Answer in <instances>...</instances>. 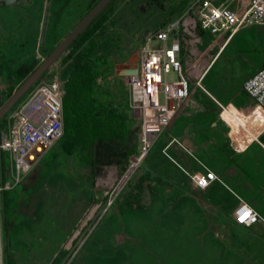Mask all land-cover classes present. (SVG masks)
Listing matches in <instances>:
<instances>
[{
    "label": "rangeland",
    "instance_id": "1",
    "mask_svg": "<svg viewBox=\"0 0 264 264\" xmlns=\"http://www.w3.org/2000/svg\"><path fill=\"white\" fill-rule=\"evenodd\" d=\"M96 1L69 0L63 19L56 26L58 35L72 28ZM20 13L16 7L0 8L3 92L14 80L6 71L33 66L43 55L36 47L38 23L33 27L26 25ZM155 20L138 18L139 29L129 35L133 51L128 61L114 62L108 73L99 77L100 91L117 108H127V89L123 81L117 80V75L123 74L127 64L135 63L138 37L144 30L156 27ZM46 23L47 20L42 46H50L53 40ZM212 37L214 41L210 45L201 47L205 52L196 59L197 65L205 64L211 56L205 55L206 51L219 46L223 39L220 33ZM199 42L197 39L192 44ZM223 47L208 65L202 81L207 87L217 86L219 93L228 91L234 81L239 83L264 61V26L241 28L224 50ZM110 50L109 45L100 43L95 52L109 54ZM63 57L70 62L66 50ZM218 97L228 101L225 108L242 120L243 113L236 107L241 102L244 104L247 98L244 94L232 90ZM2 98L0 91V104ZM221 115L231 131L233 120L224 111ZM234 130L241 132V128ZM256 145L243 158L249 170L261 180L260 197L264 199V151ZM52 150L58 151L59 143ZM81 157L80 152L70 156L65 167L68 175L63 170L49 172L45 164L38 169L37 178L29 180L27 189L23 183L8 188L10 199L5 218L0 207V264H264V232L258 235L234 222L227 213L211 217L199 212L196 194L188 192L190 197L184 201L181 185H166L154 176H146L142 164L146 156L124 180L132 156L125 160L116 144H96L88 164L82 165L78 161ZM5 161L7 166L6 158ZM3 224L7 232L5 241Z\"/></svg>",
    "mask_w": 264,
    "mask_h": 264
},
{
    "label": "built area",
    "instance_id": "2",
    "mask_svg": "<svg viewBox=\"0 0 264 264\" xmlns=\"http://www.w3.org/2000/svg\"><path fill=\"white\" fill-rule=\"evenodd\" d=\"M233 1L239 2L235 9L227 4L212 5L209 0H192L186 5V10L177 17L146 29L139 35L135 48L136 61L132 65L126 63V68H135L136 72L120 75L128 88L129 111L138 121V147L131 155L127 169L134 168L147 155L155 136L188 98V80L182 71L179 58V29L183 16L194 10L200 29L212 33L226 31L228 37L241 28L264 25V0H229ZM42 59L39 57L37 64ZM62 69L63 66L56 65L55 61L51 63L24 96L2 116L0 151L6 156L7 166L6 178L0 184V191L19 183L41 155L62 135L61 99L69 65L65 75H62ZM169 74L171 77H168ZM96 81H99V77ZM195 85L205 92L220 110L224 109V106L200 85L198 79L195 80ZM241 90L253 104L259 105L264 111V61L242 79ZM172 143L184 147L180 140L170 137L162 146L161 152L174 162L166 151ZM258 143L264 150V145ZM184 172L196 189L204 190L213 181H218L229 189L219 175L206 167H203L201 172ZM201 180L205 183L201 184ZM234 195L237 199L231 214L234 222L245 227L256 222L264 224V219L249 203ZM245 211H250L252 215L241 222L240 217Z\"/></svg>",
    "mask_w": 264,
    "mask_h": 264
},
{
    "label": "crops",
    "instance_id": "3",
    "mask_svg": "<svg viewBox=\"0 0 264 264\" xmlns=\"http://www.w3.org/2000/svg\"><path fill=\"white\" fill-rule=\"evenodd\" d=\"M190 1L192 0H189L184 5L185 8L182 10V12L186 10V5ZM209 1L212 5L227 4L230 8L233 9H235L239 5V2L237 1ZM30 3L32 4L31 6H34L35 4L34 0L30 1ZM18 4L19 3L13 5L10 8H18V11L21 12L20 15L22 16L25 11L28 10L29 5ZM37 4L39 5L40 3L38 2ZM252 26L259 27L264 25ZM239 30L235 31L229 37L227 36L226 31H218L217 33L222 34L223 37L219 46H213V54L211 53L212 49L206 51L205 55L211 56H209L205 64L201 61L202 63L197 65L196 59H198L201 53L205 52L202 51L203 49L201 50V47L210 45V43L214 41V37H212V35L216 33L200 29L194 10L189 11L183 16L182 25L179 29V58L182 66V71L188 80V98L186 100V103L178 107L174 116L163 127L161 132L155 136L152 141L153 144L149 148L145 159L142 161V164L145 170L144 173L147 177L148 175L154 176L156 180H160L166 185H181L184 201H187V197H190V195H188V192H190L191 195L196 194L199 199V212L206 213L211 217H217L219 215L227 213L232 218V209L237 202V199L234 195L236 194L247 203H249L263 218L264 199L260 197V192H263V185L259 182L261 180L257 179L254 175V171L252 169V172L251 170H249V168L247 167L248 164L245 163L243 156L252 145H256V143L259 145L258 142L264 145V115L248 98H245L244 104L241 102L240 104H238V108L235 106L237 111L243 113V118L242 120H240L236 115L232 114L225 108L228 107V101L223 102L218 97V95L220 94L222 97H224L232 90L239 91L244 94L241 90V81L244 77L252 73L258 66L253 68L252 71L248 72V74H246L239 83L238 80L234 81V84L230 86V89L228 91L224 90L219 93L217 86L215 87L213 85H209L207 87L202 84V81L206 75L203 74L208 65L213 61L218 51L223 47L225 43L226 44L224 45L223 50L228 46V44L239 32ZM197 39H200V42L198 44H192V42ZM63 54L64 52L60 54V56L55 60V64L58 66H63L61 72L62 75H65L67 73V68L70 62L68 58H66L65 60L61 59L63 57ZM128 57L125 60L121 61V63L128 61ZM33 68L34 65L29 67H12L10 68L11 71H6L7 74L12 75L14 80L13 83L8 86L6 92H3L2 90L4 89L0 87V91L3 95L2 101H4L10 95L9 93H11L18 86V84ZM124 69H126V67H124ZM2 70L3 68L0 69V72ZM16 70L27 72V74L23 78H19L18 74H15L13 72ZM197 79L199 80L200 85L224 106L223 110H220L217 104L205 92H203L195 85V80ZM117 80L119 82H122L120 75H117ZM126 89L127 108L125 109L117 108V106L114 105L112 101L105 99V96L103 92L100 91L99 87L97 90L99 92H96L95 95L98 102L106 105L109 109H113L115 114L118 111L119 113H122L126 119H132L133 117L128 108V88L126 87ZM222 111L227 113L233 120L234 126L231 131L229 130L230 127L228 123L221 115ZM236 121L239 123L243 122V126L240 127L236 125ZM236 127L239 128V130L241 128V132L235 131L234 129ZM136 132H138V126ZM236 133L237 136H235ZM170 137L177 138L183 143L184 146L180 147L175 143H172L167 147L166 151L174 160V162L168 159L161 152L162 146ZM247 140H249L250 142L246 144ZM57 143H59V150H52V148ZM236 143H239V148H237L238 146H236ZM93 147L89 151L81 150L78 147H75L71 153H65L62 146L61 135L55 141V143L41 155L34 166L16 185L23 183L27 189L30 185L29 180H33L35 176L37 178V175L39 173L38 169L45 164V170L49 172L63 170L64 173L68 175L65 167H67V164L70 162V156L72 154L75 155L76 153L78 154L80 152L82 154L81 158L83 161L81 159H79L78 161L82 163V165L86 163L88 164L91 160ZM259 147L262 149L260 145ZM85 155L87 156L86 159L84 158ZM203 167H206L219 175V177L230 190L224 187L218 181H213L204 190L196 189L192 185L191 181L184 171H186L187 173L201 172L203 170ZM179 175L182 177L179 178ZM9 192L10 191L6 189L2 194V196H4V198H6L8 201L10 199ZM207 206H209L208 209H206ZM3 218H5V212H3ZM245 228L253 230L258 235H261L264 232V224L261 222H256Z\"/></svg>",
    "mask_w": 264,
    "mask_h": 264
},
{
    "label": "trees",
    "instance_id": "4",
    "mask_svg": "<svg viewBox=\"0 0 264 264\" xmlns=\"http://www.w3.org/2000/svg\"><path fill=\"white\" fill-rule=\"evenodd\" d=\"M188 1L110 0L80 36L72 41L68 46L71 60L61 99L62 146L65 153H71L75 147L89 151L97 143L116 144L125 160L136 152L137 120L126 119L118 111L115 114L113 109L97 101L95 94L99 91L96 78L106 75L114 62L123 61L131 54L133 46L129 35L139 29L136 25L138 18L156 19L157 26L162 25ZM100 43L110 46L109 54L95 52ZM3 63L0 60V69L4 67ZM13 72L19 78L27 74L19 70ZM5 158L0 151V184L5 180ZM5 190L0 191L2 214L6 213L8 206V200L2 196ZM2 232L5 241L4 224Z\"/></svg>",
    "mask_w": 264,
    "mask_h": 264
},
{
    "label": "flooded vegetation",
    "instance_id": "5",
    "mask_svg": "<svg viewBox=\"0 0 264 264\" xmlns=\"http://www.w3.org/2000/svg\"><path fill=\"white\" fill-rule=\"evenodd\" d=\"M30 1H32V0H15L14 2H12L10 4H6L2 0H0V8L12 7L13 5H15L17 3H19L18 5H29L28 10L25 11V13L22 15V17H24L23 23L25 22L26 25H29L31 27H33L34 25H36V23H38V33L39 34L37 33V35H39V36H40V31H41V25L43 24V26H44L45 20H47L46 25L49 26V28L47 27V29L49 30L48 35L53 39L50 46H48V45L42 46L41 38L38 42L36 40V47H37V49L39 48L41 50V52L43 54L42 58H44L68 34V32L79 22V20L89 11V9L98 0L74 24V26L72 28H70L62 36L58 35V31H57L56 26L61 23V21L63 19V15L65 13V6L69 3V0H34V3H35L34 6H31L32 4L30 3ZM38 2L40 3L39 5L37 4ZM98 13L93 17V19L98 15ZM43 18H44V20H43ZM93 19L91 21H93ZM90 22L73 38V40L80 36V33H82L87 28V26L90 24ZM42 33H43V28H42ZM41 36H42V34H41ZM72 41L68 44V46L72 43ZM68 46L65 48V50H67ZM36 65H37V62L34 64V66H36Z\"/></svg>",
    "mask_w": 264,
    "mask_h": 264
},
{
    "label": "water",
    "instance_id": "6",
    "mask_svg": "<svg viewBox=\"0 0 264 264\" xmlns=\"http://www.w3.org/2000/svg\"><path fill=\"white\" fill-rule=\"evenodd\" d=\"M6 4H10L15 0H2ZM110 0H98L89 11L79 20V22L68 32V34L52 49V51L44 57L34 68L26 75V77L18 84V86L10 93V95L0 104V118L9 110V108L32 86V84L43 74V72L54 62V60L65 50L73 38L93 19V17L109 2ZM44 20V18H43ZM43 24L39 40L42 34ZM135 68H126L123 74H134Z\"/></svg>",
    "mask_w": 264,
    "mask_h": 264
},
{
    "label": "snow or ice",
    "instance_id": "7",
    "mask_svg": "<svg viewBox=\"0 0 264 264\" xmlns=\"http://www.w3.org/2000/svg\"><path fill=\"white\" fill-rule=\"evenodd\" d=\"M200 182H201V184L205 183L203 180H201ZM251 215L252 214L250 213V211H245L240 217L241 222H244L245 220H247Z\"/></svg>",
    "mask_w": 264,
    "mask_h": 264
},
{
    "label": "bare ground",
    "instance_id": "8",
    "mask_svg": "<svg viewBox=\"0 0 264 264\" xmlns=\"http://www.w3.org/2000/svg\"><path fill=\"white\" fill-rule=\"evenodd\" d=\"M254 105H255V106L259 109V111L264 115V111L262 110V108H261L259 105H257V104H254ZM236 123H237L238 126L242 127V126L240 125L239 122L236 121ZM130 171H131V168H129V169L127 170V172H126V174H125V176L123 177L122 180H124V179L126 178V176L129 174ZM132 171H133V170H132ZM127 178H128V177H127Z\"/></svg>",
    "mask_w": 264,
    "mask_h": 264
}]
</instances>
